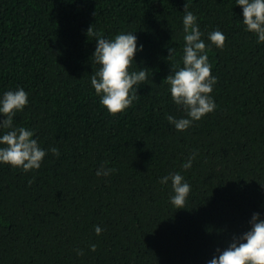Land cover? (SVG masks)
Here are the masks:
<instances>
[{"label":"trees","instance_id":"16d2710c","mask_svg":"<svg viewBox=\"0 0 264 264\" xmlns=\"http://www.w3.org/2000/svg\"><path fill=\"white\" fill-rule=\"evenodd\" d=\"M184 6L208 46L217 107L178 131L167 115L185 112L163 78L183 55ZM241 13L236 0H0V94L23 87L14 124L59 150L27 172L0 164V264H206L264 214V43ZM89 27L143 44L134 62L147 79L126 111L109 114L90 85ZM217 28L222 49L207 38ZM101 165L115 171L98 177ZM175 171L191 185L185 208L159 182Z\"/></svg>","mask_w":264,"mask_h":264},{"label":"clouds","instance_id":"9594fccd","mask_svg":"<svg viewBox=\"0 0 264 264\" xmlns=\"http://www.w3.org/2000/svg\"><path fill=\"white\" fill-rule=\"evenodd\" d=\"M236 5L241 7L245 31L254 34L257 43H264V0H236ZM182 25L183 55L180 62L172 65L170 74L163 78L172 102L185 112L181 117L167 115L169 123L178 131L189 129L195 121L217 107L210 94L217 78L211 74L208 46L202 39L204 34L197 16L185 6ZM87 32L95 38L96 46L91 57L98 65L90 75V85L109 114L126 111L137 99L138 87L147 79L146 68L138 67L134 62V55L143 49V44L138 43L135 31H121L111 38L92 31L90 27ZM207 38L217 48L225 46V36L218 28L210 31ZM168 53V57H174L175 49L169 47ZM28 103V92L23 87L0 94V164L18 167L25 172L39 169L46 152L59 156L55 146L45 149L40 145L33 128L14 124V117ZM196 154L193 150L181 167L191 168ZM114 171L101 165L95 175L107 177ZM169 181L172 189L170 202L175 209L185 208L191 185L179 171L159 178L161 184ZM247 223V230L233 235L223 249H215V254L206 264H264V214L253 212ZM94 231L99 235L103 229L94 225ZM89 248L95 251L96 245L91 244ZM76 254H83V250L77 249Z\"/></svg>","mask_w":264,"mask_h":264}]
</instances>
